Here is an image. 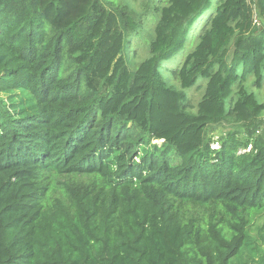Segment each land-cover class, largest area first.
<instances>
[{
    "label": "trees",
    "instance_id": "trees-1",
    "mask_svg": "<svg viewBox=\"0 0 264 264\" xmlns=\"http://www.w3.org/2000/svg\"><path fill=\"white\" fill-rule=\"evenodd\" d=\"M142 7L0 0V264H264V102L247 81L264 84V0ZM212 12L183 67L185 87L209 76L193 114L169 66Z\"/></svg>",
    "mask_w": 264,
    "mask_h": 264
},
{
    "label": "rangeland",
    "instance_id": "rangeland-1",
    "mask_svg": "<svg viewBox=\"0 0 264 264\" xmlns=\"http://www.w3.org/2000/svg\"><path fill=\"white\" fill-rule=\"evenodd\" d=\"M128 1H130L135 6L138 12H144L142 7L143 0ZM245 5H247L246 9H248V4L246 3ZM243 15L246 17H256V13H243ZM215 18L216 13L212 12L209 15L207 14L203 16L200 21L197 22L193 30V35L187 42L186 51H184L181 55H178L175 61L169 66L171 70L168 72V82L171 85H174L177 89L184 91L189 97V101L186 103V108L193 114H196L198 111V105L205 94V89L209 82V76L206 77L204 75H200L190 86L185 87V81L182 78L184 69L183 67L189 56V53H192L195 50L199 42L202 40V37L206 34L207 30H209V28H211L213 25ZM257 18L261 19L259 16H257ZM157 21L158 15L154 7L149 11H145L143 16V26L139 28L138 32L133 35L128 47L129 65L131 68L149 56V41L151 35L154 33ZM231 28L234 29V26ZM234 40H232L230 48L233 47ZM247 81L250 88L256 92L258 98L264 102V84L262 88L258 89L252 84L253 77H249ZM232 127V122L230 120H225L220 125H211L210 134H214L215 138L217 139L220 131H227ZM213 147H218V143H215ZM261 223L262 220L258 221V225Z\"/></svg>",
    "mask_w": 264,
    "mask_h": 264
},
{
    "label": "built area",
    "instance_id": "built-area-1",
    "mask_svg": "<svg viewBox=\"0 0 264 264\" xmlns=\"http://www.w3.org/2000/svg\"><path fill=\"white\" fill-rule=\"evenodd\" d=\"M256 23L259 25V24H261L262 23V19H256Z\"/></svg>",
    "mask_w": 264,
    "mask_h": 264
}]
</instances>
